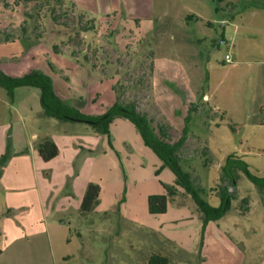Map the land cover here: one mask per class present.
Segmentation results:
<instances>
[{
	"label": "rangeland",
	"instance_id": "374dc122",
	"mask_svg": "<svg viewBox=\"0 0 264 264\" xmlns=\"http://www.w3.org/2000/svg\"><path fill=\"white\" fill-rule=\"evenodd\" d=\"M154 1L160 16L138 25L121 14L94 18L72 0H0V40H17L33 58L38 56L64 100L86 112H103L116 100L132 103L152 119L156 128L162 126L171 140L179 137L189 113V132L178 150L180 162L191 173L201 197L217 205L218 198L209 193L220 185L232 189L217 166L232 150L244 152L251 173L264 174V132L257 136L248 129L245 137L238 130L233 132L236 125L223 114L219 103L222 96L227 98L226 87L233 72L229 67L236 60L234 43L243 45L244 28L235 32L233 41L221 42L219 23L193 19L185 23L181 19L188 12L186 0ZM204 2L210 6L212 1ZM244 2L238 0V13L242 14ZM83 25L92 28L80 30ZM226 55L233 62H227ZM26 87L20 86L11 99L0 86L2 98L7 100L4 105L0 99V116L12 120V128L19 123L18 113L28 106L34 111L41 109L39 90L33 87L30 93L19 92ZM39 119L41 140L46 133L49 138L59 135L62 158H72L73 174L66 187L55 193L63 198L65 192H74L72 180L80 171L82 180L100 186L96 212L79 218L72 209L60 213L71 226L65 246L74 255L67 264H145L154 250L149 246L155 241L153 229L164 231L170 227H164L168 216L148 211L147 197L162 192V183H171L173 172L160 168L161 160L143 144L126 118L112 121L110 139L85 122L59 121L45 114ZM56 123L68 124V131L60 134ZM35 129L26 130L23 143ZM65 138L68 143L63 141ZM235 175L242 193L253 194L257 200L264 196L261 187L240 169ZM122 196L125 201L118 208ZM175 197L173 211L191 213L197 209L186 192ZM178 203L185 205H174ZM245 205L233 195L221 223L235 219ZM261 206L258 200L251 210L258 214ZM120 210L122 218L116 214ZM255 216L253 219H257ZM263 227L260 221L255 233L245 228L235 237L246 260L251 257L257 264H264ZM79 232L83 233L81 237Z\"/></svg>",
	"mask_w": 264,
	"mask_h": 264
},
{
	"label": "crops",
	"instance_id": "0c3cea01",
	"mask_svg": "<svg viewBox=\"0 0 264 264\" xmlns=\"http://www.w3.org/2000/svg\"><path fill=\"white\" fill-rule=\"evenodd\" d=\"M186 1L188 3L185 2V9L188 12L182 14L181 19L185 23L187 19L205 20L207 24L219 23L222 28L221 42L227 39L233 41L235 32L241 27L244 28L243 45L234 43L236 60L229 67L233 72L230 73L226 87L227 98L225 100L222 96L219 103L224 109L223 114L236 125L233 132L238 130L243 134L241 137H245L244 132L249 129L259 136L264 132V0H244L242 14L238 13L240 9L238 0H208L212 1V6H207L205 0ZM72 2L80 10L98 19L121 14L128 22H137L140 25L144 21L153 20L157 15L160 16L154 0H72ZM239 38L238 33L235 40L238 41ZM0 68L13 76L32 69H39L50 75V71L44 67L40 58L36 55L33 58L30 50H24L17 40H0ZM53 83L56 92L63 98L56 88V81L53 80ZM19 88L14 89V95L21 90ZM26 88L19 92H32L33 87ZM0 99L7 105L2 93ZM43 114L42 107L34 111L28 106L23 112L18 113L19 123H16V128H12V120L0 116V155L5 152L7 143L10 144L12 151L0 173V264H67L74 255L70 254L65 246L69 240L68 231H71L70 222L61 217L60 213L72 209L78 218L82 216L79 205L88 180L81 179L80 171L77 174L79 176L76 175L77 177L72 180L75 197L73 191L65 192L63 198L55 193L66 187L68 179L73 174L72 158H62L59 135L58 138L56 136L52 138L58 146V154L48 161L40 157L36 145L41 141L39 131H42V123L39 117ZM56 124L60 134L69 129L68 124ZM32 126L37 130H32L29 140L25 139L23 143V138L27 137L26 130L33 128ZM135 134L137 136V133ZM46 136L50 134H44V137ZM63 141L69 142L66 138ZM137 142L140 144L139 140ZM207 151L209 152L208 148ZM231 154L244 160V152L232 150L217 164L221 171L226 157ZM247 165L249 169V164ZM44 170L49 172H43ZM257 176L262 177L264 174ZM174 179L175 176L171 183ZM231 188L228 190L234 197L246 203L244 210L239 208L235 219L228 222L221 223L225 215L217 220L208 221L201 247H199L201 213L197 209L191 213L173 211L172 201L177 200L174 196L166 212L161 214L163 217L168 216L164 227L168 224L170 227L164 231L153 229L155 241L149 245H152L151 249L166 253L169 257L168 264H257L253 263L251 257L246 260L245 252L236 245L235 237L244 232L245 228H250L255 233V226L260 221L264 226V196L258 199L262 209L257 214L251 210L252 204L258 201L253 194L251 196L238 190L236 181L231 184ZM261 189L264 191V187ZM179 192L183 190L180 189ZM209 194L220 200L218 187ZM92 211L96 212V209ZM116 214L121 218L124 215L121 210ZM255 215L257 219H253ZM82 234L79 232L80 237Z\"/></svg>",
	"mask_w": 264,
	"mask_h": 264
},
{
	"label": "trees",
	"instance_id": "16d2710c",
	"mask_svg": "<svg viewBox=\"0 0 264 264\" xmlns=\"http://www.w3.org/2000/svg\"><path fill=\"white\" fill-rule=\"evenodd\" d=\"M92 27L83 25L80 30H90ZM0 86L12 99L14 89L20 86L35 87L39 90V103L45 115L59 121H80L91 125L99 134L106 135L110 139V125L116 117L129 120L137 130L143 144L150 148L161 160L162 167L169 168L174 176L173 183H162L163 190L159 193H150L147 197L148 211L153 214L166 212L170 200L182 189L193 199L197 210L201 213L202 224L200 228L199 247L203 242L205 226L210 220H217L224 216L230 209L233 194L225 185L218 186L219 203L214 206L203 199L194 185L191 173L185 170L180 162L178 150L181 148L189 132L188 121L190 114L184 117V125L176 140H171L162 126L157 128L152 119L145 113L139 112L132 103L114 101L103 112L90 113L82 110L72 102L61 98L55 90L52 78L39 69H32L21 75H9L0 68ZM191 109V108H190ZM110 141V140H109ZM40 157L48 161L58 154V146L52 138L45 137L36 145ZM12 154L10 144L7 143L5 152L0 155V173L6 161ZM240 169L246 177L259 187H264V176H257L250 172L247 163L234 155H228L222 166L223 178H227L232 184L236 181L235 170ZM100 186L94 182H88L79 205V212L85 215L95 208L99 201ZM125 201L124 196L118 200L117 207ZM169 257L160 250H153L147 256L145 264H168Z\"/></svg>",
	"mask_w": 264,
	"mask_h": 264
},
{
	"label": "built area",
	"instance_id": "2783aa9c",
	"mask_svg": "<svg viewBox=\"0 0 264 264\" xmlns=\"http://www.w3.org/2000/svg\"><path fill=\"white\" fill-rule=\"evenodd\" d=\"M225 60L227 62H233L232 59H231V57L229 55H226Z\"/></svg>",
	"mask_w": 264,
	"mask_h": 264
}]
</instances>
